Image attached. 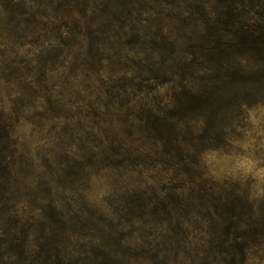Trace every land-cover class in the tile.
I'll return each instance as SVG.
<instances>
[{
    "label": "trees",
    "instance_id": "obj_1",
    "mask_svg": "<svg viewBox=\"0 0 264 264\" xmlns=\"http://www.w3.org/2000/svg\"><path fill=\"white\" fill-rule=\"evenodd\" d=\"M94 1L93 5L85 3L82 10L93 9L85 22L84 36L97 53L99 48H115V41L127 37L133 38L129 43L139 48L148 39L139 26H153V22L159 21L150 41L151 66L135 76L127 69L117 71L124 80L131 77L116 88L124 98L120 110H126L137 96L144 94V82L158 86L168 82L180 92L175 96V113L167 123V117L161 115L163 109L145 106L137 114L126 116V130L132 129V133L125 140L105 136V144L93 147L91 158L102 157L101 169L113 176V188L120 194L116 199L118 209L109 217L118 221L119 231L107 233V240L101 235L90 236L89 251L81 254L85 258L76 261L55 240L37 245L24 238L20 244H13L19 239L10 238L9 231L1 228L0 211V264H255L257 258L262 261L264 197L252 196L250 190L233 181L214 182L204 161L207 155L231 144L236 127L231 121L233 116L264 104V4L258 2L253 10L246 11L238 0H191L198 4L197 8L189 6L182 12L203 19L197 27L199 41L193 37L167 38L163 20L167 17V0ZM178 1L176 8L181 11V5L188 0ZM67 29V34L74 36L76 25ZM167 50L177 56L168 59V66ZM130 117L135 120L132 126ZM184 127L185 137L181 138L178 129ZM143 139L169 147V159L161 164L167 174L173 173L177 183L171 185L168 196L152 195L143 189L142 179L135 180L143 174L139 168H145L140 145L135 147ZM84 157L75 154L76 171L87 168L79 164ZM3 159L0 157V166ZM94 167L89 164V168ZM4 170L7 174L0 175V182L10 184L9 169ZM146 235L155 237V242Z\"/></svg>",
    "mask_w": 264,
    "mask_h": 264
},
{
    "label": "rangeland",
    "instance_id": "obj_2",
    "mask_svg": "<svg viewBox=\"0 0 264 264\" xmlns=\"http://www.w3.org/2000/svg\"><path fill=\"white\" fill-rule=\"evenodd\" d=\"M238 1L246 11L253 10L258 2L264 4V0ZM85 3L93 5L95 1L0 0V157H4L0 175L6 176V167L11 174L10 184L0 182L1 228L9 231L10 238L19 239L13 244H20L24 238L37 245L55 240L76 261L89 251L90 236L101 235L107 240V233L119 231L118 221L109 217L118 209L116 199L120 194L113 188V176L101 169L102 157L91 158L93 147L105 144V136L127 138L132 129L126 130V116L137 114L145 106L163 109L161 115L170 123L179 92L168 82L160 86L144 82V94L137 96L129 108L120 110L124 98L116 88L131 77L124 80L119 73L127 69L135 76L151 66L150 41L159 21H152L153 26H139L148 36L139 48L129 43L133 38L127 37L115 41V48H99L97 53L84 36L85 22L93 10L88 6L90 9L84 12ZM176 4L178 0H167V17H163L167 38L193 37L200 41L197 27L203 19L182 12L198 4L188 0L181 11ZM74 24V36L68 35L67 27ZM165 54L168 66V59L177 56L168 50ZM232 119L236 127L231 144L207 155L205 167L214 182L233 181L261 199L264 104L243 109ZM129 121L131 126L135 124L132 117ZM178 134L185 137V127L179 128ZM139 145L145 168H139L143 174L135 180L142 179L143 189L152 195L168 196L171 185L177 183L173 173L167 174L161 164L169 159V147L147 139L135 147ZM76 153L85 156L79 161L87 166L85 170H75ZM89 164L95 167L89 168ZM164 188L167 190L162 192ZM146 237L155 242V237ZM254 263L264 264V259L257 258Z\"/></svg>",
    "mask_w": 264,
    "mask_h": 264
}]
</instances>
